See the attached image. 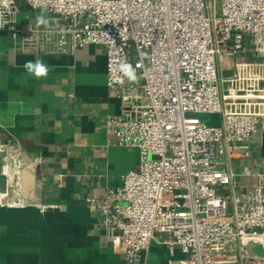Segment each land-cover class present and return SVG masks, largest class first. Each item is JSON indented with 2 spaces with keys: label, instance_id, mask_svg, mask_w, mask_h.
<instances>
[{
  "label": "built area",
  "instance_id": "built-area-1",
  "mask_svg": "<svg viewBox=\"0 0 264 264\" xmlns=\"http://www.w3.org/2000/svg\"><path fill=\"white\" fill-rule=\"evenodd\" d=\"M20 1L47 23L17 27ZM7 28L27 51L104 47L107 86L121 100L107 130L140 161L122 186L87 201L125 264H149L154 242L184 253L178 264H264L246 246L264 252V168L235 171L253 143L261 155L264 0H0Z\"/></svg>",
  "mask_w": 264,
  "mask_h": 264
},
{
  "label": "crops",
  "instance_id": "crops-1",
  "mask_svg": "<svg viewBox=\"0 0 264 264\" xmlns=\"http://www.w3.org/2000/svg\"><path fill=\"white\" fill-rule=\"evenodd\" d=\"M19 5L17 27L50 18L23 1ZM37 60L48 68L46 76L24 67ZM120 109L121 100L107 86L104 47L27 51L20 33L0 30V144L7 145L0 152V264H125L113 234L87 201L105 197L138 168L139 150L118 145L107 130V116ZM256 146L236 161V172L264 168ZM23 153L33 165L32 199L11 192L12 185L21 190ZM19 200L28 205L5 203ZM143 256L149 264L186 259L158 242Z\"/></svg>",
  "mask_w": 264,
  "mask_h": 264
},
{
  "label": "water",
  "instance_id": "water-1",
  "mask_svg": "<svg viewBox=\"0 0 264 264\" xmlns=\"http://www.w3.org/2000/svg\"><path fill=\"white\" fill-rule=\"evenodd\" d=\"M261 155L264 158V130L261 134ZM24 165L20 170L21 190L20 195L23 199H32L34 197V173L31 158L27 153H23ZM247 248L254 254L263 255V248L256 242H250Z\"/></svg>",
  "mask_w": 264,
  "mask_h": 264
},
{
  "label": "clouds",
  "instance_id": "clouds-1",
  "mask_svg": "<svg viewBox=\"0 0 264 264\" xmlns=\"http://www.w3.org/2000/svg\"><path fill=\"white\" fill-rule=\"evenodd\" d=\"M39 23L44 24L47 23V21H45L44 19H40ZM24 67L29 71V72H34V74L37 77H41V76H46L47 72H48V68L39 60H37L35 63L33 62H26ZM124 71L125 73L131 78V79H135L134 74L132 73V71L130 70V67L125 65L124 66Z\"/></svg>",
  "mask_w": 264,
  "mask_h": 264
},
{
  "label": "rangeland",
  "instance_id": "rangeland-1",
  "mask_svg": "<svg viewBox=\"0 0 264 264\" xmlns=\"http://www.w3.org/2000/svg\"><path fill=\"white\" fill-rule=\"evenodd\" d=\"M201 116V118H204V119H206V120H211V121H216L219 117H218V115H207V114H202V115H200ZM255 149V148H254ZM258 157H257V159H259V160H261V155L258 153V154H256ZM235 163H237V162H235Z\"/></svg>",
  "mask_w": 264,
  "mask_h": 264
},
{
  "label": "bare ground",
  "instance_id": "bare-ground-1",
  "mask_svg": "<svg viewBox=\"0 0 264 264\" xmlns=\"http://www.w3.org/2000/svg\"><path fill=\"white\" fill-rule=\"evenodd\" d=\"M224 62L228 64L229 60L227 58H224ZM20 175V174H19Z\"/></svg>",
  "mask_w": 264,
  "mask_h": 264
}]
</instances>
